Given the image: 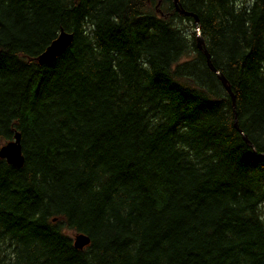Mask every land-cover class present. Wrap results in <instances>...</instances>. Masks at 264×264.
<instances>
[{
	"label": "trees",
	"instance_id": "16d2710c",
	"mask_svg": "<svg viewBox=\"0 0 264 264\" xmlns=\"http://www.w3.org/2000/svg\"><path fill=\"white\" fill-rule=\"evenodd\" d=\"M16 132L0 264H264V0H0Z\"/></svg>",
	"mask_w": 264,
	"mask_h": 264
},
{
	"label": "water",
	"instance_id": "95a60500",
	"mask_svg": "<svg viewBox=\"0 0 264 264\" xmlns=\"http://www.w3.org/2000/svg\"><path fill=\"white\" fill-rule=\"evenodd\" d=\"M174 4L177 7V0H173ZM182 13L185 15H191L197 21V18L194 14L183 11ZM73 38V34L71 32H66L64 30H60L57 36L45 47V49L36 56V61L39 64L48 63L54 60L57 56H59L65 49L68 48ZM196 43L199 49L203 46V39L200 34L196 35ZM205 55L207 58L208 67L216 73L219 80L224 85L225 89L231 94L230 88L227 85L225 77L219 72L211 63L209 58V53L205 51ZM232 100H233V96ZM234 108V105H233ZM234 127L239 130L236 119L234 120ZM242 137L245 141H247V137L245 134H242ZM0 158H4L7 163L12 164L14 166H21L23 164V155L21 153V146L19 141V133L16 132L12 140L6 142L5 144L1 145L0 147ZM73 245L76 248L82 249L83 247L87 246L90 242L89 237L83 233H77L73 237Z\"/></svg>",
	"mask_w": 264,
	"mask_h": 264
},
{
	"label": "rangeland",
	"instance_id": "374dc122",
	"mask_svg": "<svg viewBox=\"0 0 264 264\" xmlns=\"http://www.w3.org/2000/svg\"><path fill=\"white\" fill-rule=\"evenodd\" d=\"M67 234L73 238L75 235V232L71 230H67Z\"/></svg>",
	"mask_w": 264,
	"mask_h": 264
},
{
	"label": "bare ground",
	"instance_id": "6f19581e",
	"mask_svg": "<svg viewBox=\"0 0 264 264\" xmlns=\"http://www.w3.org/2000/svg\"><path fill=\"white\" fill-rule=\"evenodd\" d=\"M237 122V121H236Z\"/></svg>",
	"mask_w": 264,
	"mask_h": 264
}]
</instances>
